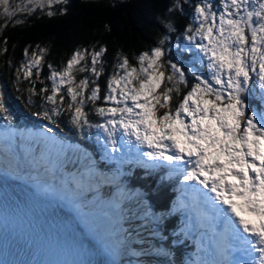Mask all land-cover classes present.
Wrapping results in <instances>:
<instances>
[{
    "label": "snow or ice",
    "instance_id": "obj_1",
    "mask_svg": "<svg viewBox=\"0 0 264 264\" xmlns=\"http://www.w3.org/2000/svg\"><path fill=\"white\" fill-rule=\"evenodd\" d=\"M62 2L66 0H46L49 9ZM44 4L45 0H26L13 9L11 0H0L8 19L17 12L30 14ZM177 8L183 10L181 0H175L169 11ZM165 26L169 32L176 31L170 21ZM182 37L174 46L179 59L168 58L167 35L140 52L135 63L118 53L103 96L96 79L105 71L100 59L104 46L98 50L93 46L92 51L78 48L59 68L48 63L51 84L37 90L33 80L29 92L42 95L52 106L33 114L56 124L53 116L60 114L65 97H70L66 103L69 122L83 132L85 126L92 127L85 111L91 102V111L104 118L95 127L107 133L106 147L110 144L115 151L118 137L146 145L147 151L137 149L141 159L151 158L144 161L145 167L167 161L184 181L194 182L190 187L203 197L201 226L204 220L214 226L223 224L216 233L215 250L209 253L212 258L189 264H264V110L253 109L244 95L250 84L258 86L264 102V0H199ZM45 51H32L21 61L17 75L39 79ZM24 53L28 55V48ZM77 73L90 75L77 81ZM97 100L114 106H96ZM3 113L7 115L0 118L13 119L0 91ZM84 175L89 184L108 179L89 170L78 187ZM243 212L256 219H245ZM237 250L248 259L234 258Z\"/></svg>",
    "mask_w": 264,
    "mask_h": 264
},
{
    "label": "trees",
    "instance_id": "obj_2",
    "mask_svg": "<svg viewBox=\"0 0 264 264\" xmlns=\"http://www.w3.org/2000/svg\"><path fill=\"white\" fill-rule=\"evenodd\" d=\"M25 2L26 0H11V7L15 9ZM198 2L199 0H188L184 3L181 0L183 10L177 8L170 12L175 0H66L53 4L51 9L45 0L43 8L35 7L30 14L17 12L12 19L2 14L3 7L0 6V91H3L13 117L10 121L0 118V144L19 129L44 131L86 150L94 160L95 169L106 174L118 170L98 146L87 141L79 133L80 130L69 122L70 112L66 109V103L70 101V97H65L60 114L53 116L56 124L44 119L42 115L33 114L40 112L42 108L47 110L52 105L44 101L42 95L29 92L32 81H35L37 90L50 85L51 81L47 79L50 72L48 63L59 68L78 48L92 51L93 46L96 50L104 46L105 52L100 59L104 62L105 71L96 79L103 96L118 53L127 55L130 62L135 63V57L140 52L155 46L159 39L167 35L170 37L165 42V46L170 48L168 58L179 59L174 46L178 39L183 40L182 32L191 21L194 5ZM213 2L218 3V0ZM61 8L66 11L61 12ZM49 10L56 14L47 15ZM169 21L176 31H168L165 25ZM25 48H28L27 56ZM40 49H46L44 63L39 69L40 78L36 79L35 75L30 79H25L22 74L18 76L17 68L21 61H26L34 50L39 53ZM184 59L187 60L188 57ZM35 71L34 68L33 73ZM85 75L90 73H77V81ZM93 86L90 83L89 87ZM254 89L256 90L255 87ZM244 95L253 109H264L256 92L253 97H250V91ZM95 103L96 106H105L101 100ZM91 108V102H87L85 111L89 113L93 127L102 122V117L91 111ZM0 115L6 116L7 113ZM122 169L127 172L117 180L125 188L140 189L151 215L155 217L154 231L157 238L152 244L160 250L163 264H189L196 251L206 258L204 247H199L195 239L208 228L201 226L199 213L193 211L194 201L189 199V204L181 207L180 201L176 199L185 182L183 176L167 165L145 167L139 161L125 164ZM207 258L211 259L212 256Z\"/></svg>",
    "mask_w": 264,
    "mask_h": 264
},
{
    "label": "bare ground",
    "instance_id": "obj_3",
    "mask_svg": "<svg viewBox=\"0 0 264 264\" xmlns=\"http://www.w3.org/2000/svg\"><path fill=\"white\" fill-rule=\"evenodd\" d=\"M50 138H28L22 133L19 142L23 145V152L19 166H1L0 180L22 190L39 210H45L52 217L61 214L81 235L99 264H121L125 256L132 264H155L150 261H155L158 253L147 248L149 239L143 238L149 234L144 204L138 194L121 190L115 195L114 187L106 185L100 189H89L79 196L72 177L86 161L84 151L69 142H56L55 137ZM26 151L32 152L31 156ZM40 152L59 165L57 177L49 176L41 169L37 161V153ZM81 159L82 163L79 162ZM88 168H82L83 174L92 170ZM90 191L94 194L88 195ZM89 196L95 199L94 205L89 202ZM37 208L34 207L35 211H39ZM134 243L135 247H130L129 244Z\"/></svg>",
    "mask_w": 264,
    "mask_h": 264
},
{
    "label": "rangeland",
    "instance_id": "obj_4",
    "mask_svg": "<svg viewBox=\"0 0 264 264\" xmlns=\"http://www.w3.org/2000/svg\"><path fill=\"white\" fill-rule=\"evenodd\" d=\"M254 87L256 88V90L254 89ZM250 88V97H253L252 95H254V93L256 92L259 96H261V92L258 86H253L252 84L249 85ZM263 103H260V105L262 106ZM105 106H114V105H108L105 104ZM264 110L263 108L260 109ZM104 123V118L102 117V122L99 124H103ZM86 130H84L83 132H80L81 135L89 142H93L96 146H98L101 149V152L104 154V156H108L110 158V160L115 163V166L118 170H113L111 171L109 174H107L108 177V181H111L112 184H110L109 186L114 187L113 188V192H117V190L119 189V184H117V179L123 175L126 174V170L122 169L123 166H125V164H131L134 161H139L144 163V161L150 162L151 158L149 157H143V159H141L140 156H138V147L141 149V151H147V146H138V145H134L131 141H129L127 139V137L121 139L118 137V141H117V149L115 151L112 150L111 145L109 144L107 147L105 145V137L107 135V133L102 129V128H97L95 127V125L93 127H86ZM25 132V131H24ZM23 132L22 129H19L18 131H16V133L11 136V137H7L4 141L3 144H0V167H4L5 165H9L10 167L13 168L19 166V162L22 159V152H23V147L17 146V143L19 142V138H21V134L23 133L25 137H32V138H48L51 139L50 137H54L49 133H46L44 131H39L37 132L36 137L33 135V131L29 130L26 131L25 133ZM56 142H59V139H55ZM135 140V137H132V141ZM23 143V142H22ZM68 143V142H67ZM72 146H76L77 144L74 143H70ZM81 148V147H80ZM82 151H84V160L86 159V161L84 162L83 165L79 166L86 169L87 167L89 168H94V160L91 158V156L88 153H85L86 150L82 149ZM27 152V151H26ZM28 156H31L32 152H27ZM41 155V156H40ZM36 154H34L33 157H35ZM40 157L37 156V161L39 162V165L41 166V169L43 171H46L47 174L49 176L52 177H57L59 175V165L49 159H47V157H44V154L40 152L39 154ZM83 159H81L79 162H81ZM87 162H89V164L87 165ZM82 163V162H81ZM183 163V162H180ZM163 165H167L168 162L164 161L162 163ZM86 166V167H85ZM45 172V173H46ZM101 173V172H99ZM81 174H83V172L81 171V173H79V170L73 174L72 179H74L75 181H73V184H77V178L79 180H81ZM57 175V176H56ZM85 177V176H84ZM113 177H116L115 179H112ZM86 178H84V183H86L87 181L85 180ZM83 183V184H84ZM193 181H187L184 183V185H182V193L183 194H193L195 199H196V204L201 205L202 211H204V205H203V197L200 193H197L193 188L190 187L191 184H193ZM106 182H103V186H106ZM108 185V184H107ZM198 188H203V186L201 185H197ZM75 191H78V187L75 186ZM121 190L118 191V193H120ZM136 192V194H138V196L142 199L143 201V209H144V219L146 220V227L148 230V234L149 237H145L143 236V238H148L151 240H156V231H154V227H155V217L154 215H150L152 214L151 210L147 207L148 205L146 204L144 197H143V193L139 190H137V188H133V189H129L128 192ZM204 191H207L206 189H204ZM117 193V194H118ZM94 194V193H93ZM91 193V191L88 193V195H93ZM183 194H180V196H178V198H180L181 202H186V199L183 197ZM214 195V194H213ZM94 198H92L91 196H89V202L94 205L95 202L93 200ZM93 201V202H92ZM199 202V203H198ZM218 203V202H217ZM199 209V208H198ZM202 213V212H201ZM245 216V219H249V220H255L256 218L249 215V213L247 212H243L242 213ZM208 223H210L211 225H213V222L207 220ZM223 228V224L220 222H216L215 226H212V233L210 235V237L207 238V240H204V236L199 233L195 239L197 242V245L199 244V247H204V252L205 254H209L211 252H214V243L215 241L219 240V237L216 235V233L222 231ZM134 232V231H132ZM199 238V239H198ZM139 238H137L138 240ZM135 244H129L130 247L134 246ZM147 248L152 249L153 251H156V253H158L157 255V262L156 264H161L162 262V254L160 252V250L156 249L154 247V245L152 244V242H149L148 245H146ZM207 250V251H206ZM234 258H241L243 260H247L248 257L244 256L242 252H234L233 253ZM153 257H156L153 255ZM193 261L192 262H199L202 258V253L201 252H197L192 256ZM205 258V257H204ZM150 262H154V260L150 261ZM121 264H132L131 260L129 257L125 256V258L123 259V261L121 262Z\"/></svg>",
    "mask_w": 264,
    "mask_h": 264
},
{
    "label": "water",
    "instance_id": "obj_5",
    "mask_svg": "<svg viewBox=\"0 0 264 264\" xmlns=\"http://www.w3.org/2000/svg\"><path fill=\"white\" fill-rule=\"evenodd\" d=\"M52 136H54V135H52ZM54 137H56V136H54ZM57 138V137H56Z\"/></svg>",
    "mask_w": 264,
    "mask_h": 264
}]
</instances>
